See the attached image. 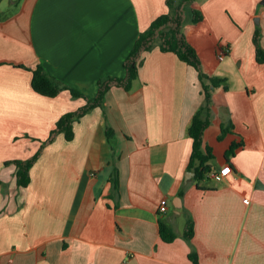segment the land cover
<instances>
[{
	"label": "crops",
	"instance_id": "0c3cea01",
	"mask_svg": "<svg viewBox=\"0 0 264 264\" xmlns=\"http://www.w3.org/2000/svg\"><path fill=\"white\" fill-rule=\"evenodd\" d=\"M194 6L203 19L185 35L203 70L227 83L212 92L203 136L213 170L230 165L227 178L199 188L188 177L187 128L204 100L202 83L193 66L154 47L132 88L111 87L104 107L74 121L72 139L60 132L43 147L30 182L19 186L16 165L6 161L33 155L63 113L95 96L101 76L124 75L136 37L168 7L166 0H0V264H193L192 251L199 264H264V61L253 41L259 30L264 48V1ZM39 63L85 97L67 88L36 92ZM233 141L240 146L227 160ZM160 219L176 232L173 241L160 237Z\"/></svg>",
	"mask_w": 264,
	"mask_h": 264
},
{
	"label": "trees",
	"instance_id": "16d2710c",
	"mask_svg": "<svg viewBox=\"0 0 264 264\" xmlns=\"http://www.w3.org/2000/svg\"><path fill=\"white\" fill-rule=\"evenodd\" d=\"M194 1L166 0L168 10L154 18L149 26L139 33L124 58L125 74L122 76H101L97 81L98 88L93 98H87L74 87L57 80L40 63L32 69L31 84L36 92L46 96H55L62 89L67 88L73 97L83 96L86 102L75 110L63 113L55 122V126L50 130L48 137L41 141L40 147L33 155L25 159L6 161V163L11 162L16 165L15 175L19 186H26L30 182V168L38 159L46 144L52 142L60 132L64 133L67 140L72 139L74 137V121L97 106L104 107L106 93L111 87L120 86L125 90H130L134 80L138 77L144 52L154 47H159L161 51L175 53L180 60L193 66L197 70L198 77L202 83L204 100L194 113L187 128L188 135L192 138V149L187 169L194 172L193 180L199 188H203L200 186L201 180L207 178L213 170V165L210 163L211 159L214 158L213 150L209 145H204L203 142L205 129L210 125L212 120V92L219 86L227 88V83L225 77L210 75L203 70L200 56L185 35L184 28L187 24L196 23L203 19V13L199 8L194 6ZM253 41L255 44L256 60L263 62L264 48L260 44L259 30L255 31ZM232 127L233 123L231 121L222 123L219 138L229 132ZM105 132L108 137L113 136L114 133L110 126H106ZM239 146L240 142L233 141L225 152V158L229 160ZM113 183L117 184V178L113 180ZM193 226L192 218L188 217L183 229V236L186 239H190L193 236ZM159 234L167 242L173 241L176 237L174 229L161 219L159 221ZM189 258L193 264H199L197 252H190Z\"/></svg>",
	"mask_w": 264,
	"mask_h": 264
},
{
	"label": "built area",
	"instance_id": "2783aa9c",
	"mask_svg": "<svg viewBox=\"0 0 264 264\" xmlns=\"http://www.w3.org/2000/svg\"><path fill=\"white\" fill-rule=\"evenodd\" d=\"M226 54V51L223 49H220V51H218L217 57L218 59H223L224 56ZM232 172V169L230 167V165L226 164L224 166H222L219 170H212L209 173V176L212 177L214 180L216 181H222L224 179L227 178V176ZM167 210V198H162L160 200V204L158 206V211L160 213L166 212Z\"/></svg>",
	"mask_w": 264,
	"mask_h": 264
},
{
	"label": "rangeland",
	"instance_id": "374dc122",
	"mask_svg": "<svg viewBox=\"0 0 264 264\" xmlns=\"http://www.w3.org/2000/svg\"><path fill=\"white\" fill-rule=\"evenodd\" d=\"M261 1H264V0H261ZM213 162H215V164L218 163L217 161H214V160H213ZM220 168H221V167H220ZM190 175H191V174L188 173V177H189ZM201 182H204V183H214L215 180H214L212 177L208 176L207 178L201 180Z\"/></svg>",
	"mask_w": 264,
	"mask_h": 264
},
{
	"label": "water",
	"instance_id": "95a60500",
	"mask_svg": "<svg viewBox=\"0 0 264 264\" xmlns=\"http://www.w3.org/2000/svg\"><path fill=\"white\" fill-rule=\"evenodd\" d=\"M188 173L194 174V172H193V171H188Z\"/></svg>",
	"mask_w": 264,
	"mask_h": 264
}]
</instances>
